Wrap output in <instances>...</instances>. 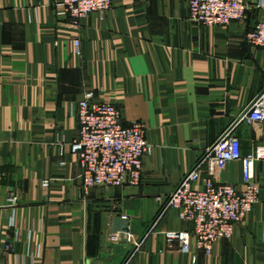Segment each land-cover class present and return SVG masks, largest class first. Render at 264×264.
Masks as SVG:
<instances>
[{"label":"crops","instance_id":"1","mask_svg":"<svg viewBox=\"0 0 264 264\" xmlns=\"http://www.w3.org/2000/svg\"><path fill=\"white\" fill-rule=\"evenodd\" d=\"M57 1L0 0V264H264V161L259 203L211 255L168 240L191 228L177 209L158 219L228 129L244 155L264 145V124L239 122L264 87V49L246 41L261 0L213 28L190 20L188 0H113L77 23L57 16ZM89 92L117 105L125 125L146 126L138 186L83 189L70 145ZM216 176L243 188L239 162Z\"/></svg>","mask_w":264,"mask_h":264},{"label":"built area","instance_id":"2","mask_svg":"<svg viewBox=\"0 0 264 264\" xmlns=\"http://www.w3.org/2000/svg\"><path fill=\"white\" fill-rule=\"evenodd\" d=\"M113 0H58L56 14L75 23L94 13H105ZM191 21L207 28L227 27L247 18L251 6L246 0H188ZM256 8L264 13V0ZM249 45L264 49V17L247 36ZM80 54L81 43L75 41ZM240 119L254 127L264 124V87ZM239 121V122H240ZM78 131L71 152L82 169L83 189L95 187L138 186L142 179L144 159L152 151L141 122L125 125L121 109L111 102L99 101L89 92L78 104ZM228 129L198 160L168 197L158 219L168 209H177L190 229L169 232L170 242L179 243L181 251L211 255L215 245L233 237L235 229L254 210L261 199L255 182L256 164L264 161V145L244 155L240 139ZM242 166V185L217 180V173L230 163ZM16 202V198L11 199ZM133 255L122 264H130ZM196 263V256L192 257Z\"/></svg>","mask_w":264,"mask_h":264},{"label":"water","instance_id":"3","mask_svg":"<svg viewBox=\"0 0 264 264\" xmlns=\"http://www.w3.org/2000/svg\"><path fill=\"white\" fill-rule=\"evenodd\" d=\"M247 112V110L241 115V117H240V119L244 116V114ZM240 119H239V121H240Z\"/></svg>","mask_w":264,"mask_h":264}]
</instances>
